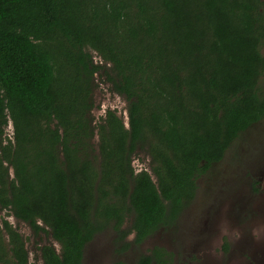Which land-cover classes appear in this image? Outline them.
<instances>
[{
    "label": "trees",
    "instance_id": "1",
    "mask_svg": "<svg viewBox=\"0 0 264 264\" xmlns=\"http://www.w3.org/2000/svg\"><path fill=\"white\" fill-rule=\"evenodd\" d=\"M263 45L264 0H0V209L49 228L43 264H83L129 216L136 245L175 226L198 176L264 121ZM98 72L128 125L113 109L94 123ZM3 224L0 263L28 264ZM169 262L155 248L136 264Z\"/></svg>",
    "mask_w": 264,
    "mask_h": 264
},
{
    "label": "rangeland",
    "instance_id": "2",
    "mask_svg": "<svg viewBox=\"0 0 264 264\" xmlns=\"http://www.w3.org/2000/svg\"><path fill=\"white\" fill-rule=\"evenodd\" d=\"M93 83L94 123L113 109L128 125V102L111 89L106 75L98 72ZM6 129L5 136L12 138V128ZM93 143L97 146L98 137ZM132 160L136 171L151 169V159L143 150H137ZM197 186L195 199L175 226L162 228L136 245L135 233L130 231L133 217L129 216L122 228L129 230L126 236L121 240L112 227L99 233L86 246L83 264H136L154 247L173 253L169 264H264V121L241 134L220 162L198 176ZM9 216L0 213V222L12 220ZM15 223L27 237L32 262L43 264L39 250L43 244H55L60 250L51 236H34L27 224Z\"/></svg>",
    "mask_w": 264,
    "mask_h": 264
},
{
    "label": "flooded vegetation",
    "instance_id": "3",
    "mask_svg": "<svg viewBox=\"0 0 264 264\" xmlns=\"http://www.w3.org/2000/svg\"><path fill=\"white\" fill-rule=\"evenodd\" d=\"M0 150H1V147H0ZM225 156V155H224ZM224 158V157H223ZM221 161V160H220ZM220 161H218V162H220ZM215 163H217V162H215ZM215 163H213V164H215ZM212 164V165H213ZM211 165V166H212ZM210 166V167H211ZM209 167V168H210ZM12 176V175H11ZM12 178V177H11ZM197 191H198V188H197ZM197 191H196V195H197ZM196 195H195V197H196ZM2 212H7L10 216L9 217H11L12 218V220L11 219H9V218H7V219H4V220H7L9 223H10V225L12 226V228L15 230V232L16 233H18V235L20 236V238L22 239V241L24 242V245H25V249H26V251H27V262H28V264H36L35 262H32L31 261V258H30V252H29V250H28V246H27V237L25 238L24 237V235L18 230V227H17V225H16V223H15V220H17V222H22V223H25V224H27L28 225V227L31 229V231H32V233H33V235L34 236H41V235H48V236H51L52 238H53V236H52V233H51V231L49 230V228L44 224V223H42V222H37L38 223V226H39V228H36L35 226H33V225H31L30 223H28V222H24V221H22V220H20V219H18V218H16L10 211H8L7 209H0V213H2ZM183 214V213H182ZM181 217V216H180ZM4 220H2V222H0V227H1V229L3 230V232H4V235H5V240L7 241V243H9V240H10V236H9V234L8 233H6V231H5V229H4V224H3V222H4ZM16 225V226H15ZM162 229V228H161ZM160 229V230H161ZM159 231V230H158ZM152 236V235H151ZM150 236V237H151ZM150 237H148V238H150ZM148 238H146L140 245H142ZM53 241H55L54 240V238H53ZM48 245H51V246H53V247H56V245L55 244H43V245H41V247L39 248V250H40V256L42 257V249L45 247V246H48ZM57 248V247H56ZM155 248H161V247H154L153 249H152V251L155 249ZM163 249V248H162ZM167 252L168 253H170L171 255H172V260H173V258H174V255H173V253L172 252H169L168 250H167ZM1 264V263H0ZM160 264H163V263H160Z\"/></svg>",
    "mask_w": 264,
    "mask_h": 264
}]
</instances>
